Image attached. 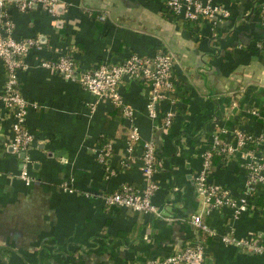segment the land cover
<instances>
[{
    "label": "crops",
    "instance_id": "0c3cea01",
    "mask_svg": "<svg viewBox=\"0 0 264 264\" xmlns=\"http://www.w3.org/2000/svg\"><path fill=\"white\" fill-rule=\"evenodd\" d=\"M57 1V17L37 9L10 11L13 35L37 36L44 47L27 57V70L17 74L22 96L33 104L25 116L34 137L26 151L30 183L16 177L21 157L8 149L7 128L0 129V264H124L162 258L172 246L194 239L188 219L199 209L191 179L199 166V144L237 124L254 132L263 129L264 115L255 121L245 109L264 108V30L258 15L264 0H213L229 16L211 31L206 24L197 29L164 16L156 0ZM58 26L74 48L60 41ZM158 48L175 56L172 72L178 84L171 101L158 105L154 121L143 109L145 98L135 82L118 88L132 112L124 118L109 100L39 65V58L69 54L84 68L118 62L129 52L147 56ZM171 106V125L161 129V114ZM130 125L140 141L154 144L159 189L153 203L159 216L108 210L103 204L107 192L140 181V143L133 147L128 169L112 168L124 153ZM100 136L111 141L114 153L108 166L113 173L105 179L95 161ZM243 175L234 162L213 165L211 179L236 193ZM257 207L235 220H228L225 210H212L202 219L216 231L230 224L235 237L264 245V205L257 202ZM203 254L204 264H264V254L241 251L218 237H209Z\"/></svg>",
    "mask_w": 264,
    "mask_h": 264
},
{
    "label": "built area",
    "instance_id": "2783aa9c",
    "mask_svg": "<svg viewBox=\"0 0 264 264\" xmlns=\"http://www.w3.org/2000/svg\"><path fill=\"white\" fill-rule=\"evenodd\" d=\"M160 3L173 18L194 27L206 24L210 31L219 21L229 16V10L213 0H161ZM57 6V0H0V129L7 128L9 132L8 149L21 154L16 177L24 184L31 181L27 172L30 161L26 151L34 142V137L25 126V116L33 104L22 96L17 74L27 70V57L31 54L36 56L34 53L42 50L44 44L37 36L15 37L10 11L37 9L50 17H57ZM258 15L264 30V4H260ZM98 19L103 20V16H98ZM174 62L175 56L169 52L151 57L127 53L117 63L102 61L84 68L78 67L69 54H57L51 59L39 58L40 66L55 72L63 81L73 82L98 99L109 100L115 108L119 107L120 115L124 118H131L132 112L123 103L118 88L124 82L139 84L145 98L143 109L151 121L158 116V105L166 100L171 101L177 82L172 72ZM245 111L250 117L258 114V108L254 106H247ZM174 113L173 106L163 111L158 127L165 129L170 126ZM99 138L101 142L96 146L95 161L104 168L105 179L113 173L108 170L107 164L114 153L111 141L102 136ZM139 142V183H122L103 195V204L106 209L125 208L133 213L159 216V210L153 203L159 189L154 178V144L152 140L140 141L134 125H130L124 135V153L118 166L123 170L129 167L132 162L131 152ZM199 149V166L191 176L194 193L199 199V209L188 219L194 239L172 246L162 258L124 264H204L205 243L200 234L210 238L218 237L223 244L244 252L264 254V245L260 242L250 237L232 235L230 224H226L222 231H216L202 221L203 216L212 210H225L228 220H235L245 212L259 210L255 196L260 193L264 197V129L254 132L237 124L229 130L221 129L211 133L209 141L200 143ZM234 162L239 164L244 174L236 193L211 179L213 165L228 166Z\"/></svg>",
    "mask_w": 264,
    "mask_h": 264
},
{
    "label": "trees",
    "instance_id": "16d2710c",
    "mask_svg": "<svg viewBox=\"0 0 264 264\" xmlns=\"http://www.w3.org/2000/svg\"><path fill=\"white\" fill-rule=\"evenodd\" d=\"M156 1H161V0H156ZM259 7H260V5H258V9H259ZM160 11H161V13L164 15V16H166V17H171V15H170V13L169 12H167V11H165L164 9H163V7H160ZM99 20V19H98ZM99 21H101V20H99ZM57 29H58V38L60 39V41H63L66 45H67V47H69L70 49H72V48H74V45H72L70 42H69V37L62 31V27L61 26H58L57 27ZM129 53H133V52H129ZM158 53H161V54H163V53H168V51H165L163 48H158V49H156L154 52H152L150 55H147L148 57H151V56H154L155 54H158ZM110 63H117V62H110ZM75 64H76V62H75ZM177 82L175 83V87H174V90L176 89V87H177ZM138 86H139V84H138ZM140 87V86H139ZM116 110H118V112L120 113V108L119 107H116ZM263 115H264V108H259L258 109V114L256 115V116H254V117H250V118H252L253 120H255V121H262L263 120ZM262 128L264 129V123L262 124ZM262 130V129H261ZM98 140V143H100L101 141V139L100 138H98L97 139ZM140 143V142H139ZM119 161H120V158L116 161V163H115V165H114V167H112V168H114L115 170H118V171H124L122 168H120L118 165H119ZM110 162V161H109ZM107 166H109V163L107 164ZM128 169V168H127ZM104 175H105V172H104V174H103V177H104ZM257 202H258V204L259 205H264V197H263V194H260V193H258L256 196H255V203L257 204ZM112 209V208H111ZM111 209H108V210H111ZM202 221L204 222V220L202 219ZM205 223V222H204ZM200 236L203 238V242L205 243V242H207L208 241V239H209V237H207V236H205V235H201L200 234Z\"/></svg>",
    "mask_w": 264,
    "mask_h": 264
},
{
    "label": "water",
    "instance_id": "95a60500",
    "mask_svg": "<svg viewBox=\"0 0 264 264\" xmlns=\"http://www.w3.org/2000/svg\"><path fill=\"white\" fill-rule=\"evenodd\" d=\"M20 157H21V154H20Z\"/></svg>",
    "mask_w": 264,
    "mask_h": 264
}]
</instances>
